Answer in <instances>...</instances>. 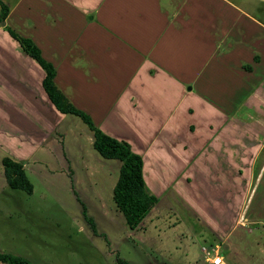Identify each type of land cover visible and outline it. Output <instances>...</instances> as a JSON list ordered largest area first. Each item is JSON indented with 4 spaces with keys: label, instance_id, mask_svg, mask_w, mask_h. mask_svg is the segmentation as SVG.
<instances>
[{
    "label": "crops",
    "instance_id": "1",
    "mask_svg": "<svg viewBox=\"0 0 264 264\" xmlns=\"http://www.w3.org/2000/svg\"><path fill=\"white\" fill-rule=\"evenodd\" d=\"M1 1L0 138L20 137L4 157L28 177L42 162L31 158L72 136L73 115L51 103L44 70L7 25L53 64L55 86L77 109L141 155L151 193L213 185L246 195L229 237L240 238L246 264H264V22L252 0ZM212 249L226 264L219 245Z\"/></svg>",
    "mask_w": 264,
    "mask_h": 264
},
{
    "label": "rangeland",
    "instance_id": "2",
    "mask_svg": "<svg viewBox=\"0 0 264 264\" xmlns=\"http://www.w3.org/2000/svg\"><path fill=\"white\" fill-rule=\"evenodd\" d=\"M251 5L264 22V0ZM68 116L72 136L61 147L50 145V155L37 153L30 159L42 161L31 164L33 171L27 173L31 194L10 188L1 165L15 151L12 140L20 137L7 132V140L0 138V252L22 256L30 264H119L117 258L131 264H208L201 248L210 251L218 244L226 264H246L244 249L236 247L240 238L229 237L246 195L218 194L213 185L185 188L182 194L159 188L157 208L144 224L130 229L113 201L120 161L102 158L81 119ZM45 164L55 170L51 175L43 173ZM225 243L230 249L223 248Z\"/></svg>",
    "mask_w": 264,
    "mask_h": 264
},
{
    "label": "trees",
    "instance_id": "3",
    "mask_svg": "<svg viewBox=\"0 0 264 264\" xmlns=\"http://www.w3.org/2000/svg\"><path fill=\"white\" fill-rule=\"evenodd\" d=\"M0 8V20L5 21L8 8L1 0ZM4 28L19 43L22 50L44 70L42 86L54 107L62 113L73 114L81 118L92 131L93 148L101 157L121 162L119 175L113 187V201L116 208L122 213L128 227L136 228L158 201V197L151 193L146 185L143 175V158L131 149V145L127 141L118 140L103 132L93 123L89 115L77 109L67 99L54 84L55 68L53 64L42 56L40 49L30 38L18 34L7 25H4ZM1 163L8 186L31 194L33 185L26 176L22 164L9 157H3ZM117 261L119 264H131L121 258H117ZM0 262L30 264L22 256L5 252H0Z\"/></svg>",
    "mask_w": 264,
    "mask_h": 264
},
{
    "label": "built area",
    "instance_id": "4",
    "mask_svg": "<svg viewBox=\"0 0 264 264\" xmlns=\"http://www.w3.org/2000/svg\"><path fill=\"white\" fill-rule=\"evenodd\" d=\"M205 254V261L208 264H224L222 255L218 251L212 249L211 251H206Z\"/></svg>",
    "mask_w": 264,
    "mask_h": 264
}]
</instances>
